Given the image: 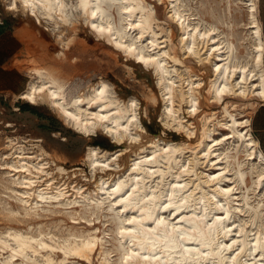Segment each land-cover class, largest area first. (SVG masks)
Segmentation results:
<instances>
[{
	"label": "bare ground",
	"instance_id": "1",
	"mask_svg": "<svg viewBox=\"0 0 264 264\" xmlns=\"http://www.w3.org/2000/svg\"><path fill=\"white\" fill-rule=\"evenodd\" d=\"M241 1L246 8L249 38V50L245 55L238 54L236 44L229 38L228 33L220 30L217 25L194 17L195 13L190 11V6L182 0H168L170 6L167 15L172 21H177L181 29L179 48L186 53L185 57L195 58L197 62L208 67L207 91L215 101H224L228 96L238 99L249 95L259 100L264 99V38L257 17L258 1ZM19 2L21 9L29 11L30 14H39L46 18L56 16L62 22L71 21V13L77 16L86 15L90 27L97 34L106 36L124 52L152 65L158 75L161 95L169 102L164 106L169 120H164L163 124L170 126L176 121L175 127H186L187 138L191 139L194 134L193 122L188 121L189 118L181 120L177 112L181 108V102H184L188 108L187 113H196L199 96L195 90L204 84L199 78L195 82L189 77L186 83L182 80L185 83L183 85L182 75L177 73L174 64H168L169 59L173 62L179 60L177 50L172 51L169 46L171 38L168 35L161 40L157 37L158 33L152 26L156 17L146 0ZM9 4L16 7V0H10ZM112 7L117 13V21L111 16ZM30 72L31 80L20 93V97L34 103L38 98L46 99L64 122L77 131L92 134L101 127L117 141L127 134L133 139L139 136V133L130 132L131 125L140 127L136 120L135 100L124 104L116 95L110 93L105 82H98L87 94L71 93L67 96L64 84L46 70L33 67ZM172 73L178 78L175 85ZM84 104H87V107H84ZM92 104L95 105L94 109L88 107ZM230 105L231 109L227 102L222 107L228 119L215 122L223 125L228 131L214 137V128L204 126L201 140L197 144L202 155L188 158L187 164L182 162L179 165L177 152L182 150L180 144L159 145L154 140L149 143L153 147L149 155L137 154V160H132L128 173L125 172V175H119L112 181L99 178L96 193L91 200L97 205L107 200L109 208L118 207L116 215L119 220L120 238L128 243L123 250L124 259L128 255L131 256L134 250H142L141 253L145 256H141L137 264H264V192L261 191L262 197L258 196L252 203L249 201L246 184V175L249 172L251 189L255 196L260 195L255 190L264 188V154L251 133L250 116L244 114V110L233 112L232 109L237 107L234 101ZM227 140H230V148L223 147ZM16 147L17 159L9 165L11 170L19 173L26 171L30 174L44 169L43 164L46 162L41 161L38 155H25L21 144ZM99 152L102 153L99 155ZM240 152L244 156L241 160ZM105 153L99 150L98 146H89L87 157L90 164L103 162L99 166L109 165ZM229 156L232 163L228 159ZM198 157L210 161V166H214L216 172L213 170L204 173L205 176L201 179L200 173L203 172H195ZM159 159L166 164L165 170L158 167ZM178 165L193 173L197 181L192 178L187 181L178 179L181 176L178 173L175 179L168 182V186L160 188L158 185L164 175ZM244 165L246 166L243 167ZM155 177L158 178L156 184H147L150 178ZM11 182L24 184L21 186L23 189L11 190L26 206L30 205L32 200L34 206L42 201L59 202V197L64 195L57 187L55 191L36 185L32 189L34 180L31 175L18 174ZM201 183L210 187L209 192L202 189ZM30 194H34L31 199ZM70 202L77 201L71 200L68 203ZM199 203L202 204V210H199ZM169 206L174 210L171 215L184 208H189L190 212L172 221L168 217L169 214H162ZM130 209H135L132 215H119ZM233 216L236 218L232 219ZM100 239L97 234L87 231L72 234V238L66 237L61 242H51L44 240L40 233L34 235L19 229H9L4 234L0 233V249L7 252L2 255L0 263L22 264L23 260L30 264H88L98 249ZM56 251H62L64 257L55 258ZM69 255L76 256L77 260L65 262ZM17 257L21 258V262L15 261ZM105 261L107 258L104 255L101 263Z\"/></svg>",
	"mask_w": 264,
	"mask_h": 264
},
{
	"label": "rangeland",
	"instance_id": "2",
	"mask_svg": "<svg viewBox=\"0 0 264 264\" xmlns=\"http://www.w3.org/2000/svg\"><path fill=\"white\" fill-rule=\"evenodd\" d=\"M9 2L10 0H0V233L4 234L9 229H19L34 235L40 233L46 241L61 242L66 237L72 238V234L90 231L101 239L98 242L99 252L96 251L95 255H92L88 264H137L141 256H145L141 253L142 250L141 252L134 250L132 255H128L125 259L122 256L128 243L120 238L119 220L116 215L118 207L109 208L107 200L98 205L91 200L96 193L99 178L112 181L119 175L128 173L134 159L137 160V154L149 155L153 149L149 143L154 140L159 145L180 144L182 150L177 152V157L180 158L179 165L182 162L187 164L188 158L202 155L197 144L201 140L204 126L214 128L212 130L214 137H219L228 131L223 125L215 123L217 120L224 122L228 119L222 108L224 103L227 102L231 109L230 104L234 101L237 107L232 109L233 112L244 110L243 113L250 116L259 99L249 95L238 99L228 96L224 101L212 100L207 91L208 67L197 62L195 58L185 57L186 53L180 50L181 29L179 23L172 21L167 15L170 6L168 0H146L156 17L152 26L158 33L157 37L161 40L168 35L171 38L169 46L172 47V51L177 50L180 63L169 59L168 64H174L177 73L182 75L181 81L186 83L190 77L196 82L199 78L204 84L195 90L196 95L199 96L196 113H187L188 108L184 102H181V108L177 112L181 120L189 118L188 121L193 122L194 134L188 139L186 127L176 128V121L170 126L163 124L164 120H169L164 110L165 104L169 102H166L161 95L158 75L152 65L145 64L134 55L124 52L106 36L97 34L90 27L86 15L77 16L71 13L73 21L62 22L56 16L46 18L22 10L19 0H16V7ZM182 2L190 6V11L195 13L194 17L206 19L205 21L214 23L220 30L228 33L229 38L237 46L238 54L247 53L249 50L247 14L241 0H182ZM110 11L112 18L117 21L115 9L112 7ZM257 17L260 21L258 2ZM33 67L46 70L53 78L64 84V92L67 96L71 93L87 94L92 86L103 81L107 84L110 93L116 95L124 104L135 100L136 120L142 129L131 125L130 132L139 133V136L133 139L127 134L117 141L101 127L95 133L85 134L65 123L46 99L38 98L34 103L20 97V93L26 89L31 80L30 70ZM172 77L175 85L178 83V78L174 73ZM20 104H28L33 110L22 109ZM174 104L176 106L177 102L175 101ZM83 106L87 107V104ZM88 107L94 109L95 105ZM243 113L241 112L240 115ZM44 123L50 124L57 130L43 127ZM96 141L99 144H96ZM229 143L230 140L225 141L223 147L230 148ZM20 144L25 155L36 154L42 159L41 161L46 162L42 171L29 174L26 171L19 173L11 170L9 165L15 163L17 159L15 153L18 151L16 146ZM89 146H98L99 150L105 151L108 160L106 162L109 165L99 166L103 162L90 164L87 157ZM141 147L144 148L140 150ZM101 153L99 152V155ZM242 158L244 156L240 152L239 159ZM228 159L232 163L230 156ZM159 160L158 167L165 170L166 164L162 159ZM203 160L205 158H199L195 166V172L198 174L200 171L203 172L200 173L201 179L204 178V173L214 170V166H210V161ZM179 165L164 175L158 185L160 188L168 186V182L175 179L178 173L181 175L178 179L195 180L193 173L185 171V168ZM18 174L32 176L34 180L32 189L36 185L55 191L57 187L64 192V195L59 197V202L42 201L34 206L32 200L30 205L26 206L11 190L24 188L21 187L24 184L11 182ZM157 180L156 177L150 178L147 184L154 185ZM246 184L249 201L253 203L264 192V188L256 189L255 192L260 195H254L249 172L246 175ZM201 185L204 191L209 192V186L204 183ZM32 197L34 194H30L29 199ZM71 200L77 202L68 203ZM198 206L199 210L203 209L201 203ZM173 211V207L169 206L162 214L165 216L169 214L168 217L176 221L180 215H188L190 212L189 208H184L176 212L179 213L178 215L176 213L171 215ZM134 212L135 209H130L119 215H132ZM6 254L7 252L0 249V259ZM104 255L107 261L101 263ZM63 257L62 251L55 252V258ZM76 260V256L69 255L65 262ZM15 261L21 262V258L17 257ZM22 264L30 263L22 260Z\"/></svg>",
	"mask_w": 264,
	"mask_h": 264
},
{
	"label": "crops",
	"instance_id": "3",
	"mask_svg": "<svg viewBox=\"0 0 264 264\" xmlns=\"http://www.w3.org/2000/svg\"><path fill=\"white\" fill-rule=\"evenodd\" d=\"M260 26L264 36V0H258ZM250 130L257 141L258 148L264 154V99H260L250 115Z\"/></svg>",
	"mask_w": 264,
	"mask_h": 264
},
{
	"label": "trees",
	"instance_id": "4",
	"mask_svg": "<svg viewBox=\"0 0 264 264\" xmlns=\"http://www.w3.org/2000/svg\"><path fill=\"white\" fill-rule=\"evenodd\" d=\"M19 106L22 109H30V110H33V107L30 106V105H28V104H20ZM42 126L45 127V128H47V129H49V130H57V128L52 127L50 124H45L44 123V124H42ZM96 144H99V142L96 141Z\"/></svg>",
	"mask_w": 264,
	"mask_h": 264
}]
</instances>
